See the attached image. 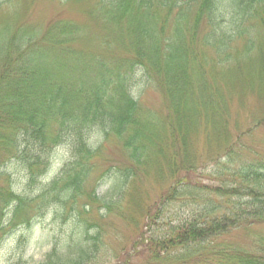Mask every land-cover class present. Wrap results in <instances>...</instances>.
Returning a JSON list of instances; mask_svg holds the SVG:
<instances>
[{
	"label": "trees",
	"instance_id": "16d2710c",
	"mask_svg": "<svg viewBox=\"0 0 264 264\" xmlns=\"http://www.w3.org/2000/svg\"><path fill=\"white\" fill-rule=\"evenodd\" d=\"M87 15L106 34L96 51L73 44L85 33L75 23L52 21L43 32L13 28L6 21L15 14L0 23V230L32 219L27 209L53 202L69 235L38 264H90L105 247L102 226L110 214L135 225L138 235L130 249L107 248L103 264H128L135 254L144 264H264V243L252 252L226 241L233 229L264 221V154L246 145L242 129L229 133L234 98L264 95V37L256 44L247 24L264 27V0H95ZM202 21L209 28L198 47ZM238 40L243 48L232 54ZM208 47L215 59H208ZM134 65L164 94L163 132L133 95ZM252 124L248 131L264 124V114ZM197 129L209 144L226 139L209 166L187 154ZM111 142L128 165H111ZM59 144L69 146L70 158L57 174L35 196L17 193L14 174L28 177V186L41 183ZM160 163L171 183L159 202L133 213V191L142 178L161 175ZM94 205L103 209L98 217ZM170 209L174 221L160 230Z\"/></svg>",
	"mask_w": 264,
	"mask_h": 264
},
{
	"label": "rangeland",
	"instance_id": "374dc122",
	"mask_svg": "<svg viewBox=\"0 0 264 264\" xmlns=\"http://www.w3.org/2000/svg\"><path fill=\"white\" fill-rule=\"evenodd\" d=\"M94 4L95 0H0V23L5 21L9 15L14 14L15 16L13 18H8V21H6L8 24L12 23L13 28L16 27L14 25L16 23V25H21L20 28L25 26L40 32H43L52 21L64 20L72 24L75 23L76 25L84 26V29H81L85 33L84 36L77 38L73 44L80 48L96 51L100 40L106 34L101 32L100 24L87 15L88 10ZM174 13L175 11L172 15ZM171 18L173 19V16ZM190 19L192 20V17ZM247 24L252 28V36L250 35V37L256 41V44L261 42V38L264 37V27H261V24L253 20ZM208 28L205 21L198 24L195 36V43L198 47L201 44L203 34ZM243 41L238 40L233 44L231 49L232 54L243 48ZM252 52L254 53L255 51ZM206 54L208 59H215L216 57L211 47L206 48ZM124 55H128V53L121 51V56ZM209 64L210 62L208 61L206 68L210 67ZM220 66L226 68L227 64L224 63ZM133 70L134 76L131 82L133 95L140 97V107L144 115H155L158 123L157 127L160 130L162 128L161 132H163V125L167 122V102L164 94L159 90L152 78L147 79L144 76L146 74L141 67L134 65ZM208 81L212 83L210 78H208ZM246 93L242 97V102L236 96L231 103L232 124L235 130L230 127L229 133L234 136L237 129H242V131L246 132L244 136L246 145H249V147L256 146L264 154V124L257 125L252 131H248V128L253 125V120H257V118H260L264 114V95L259 97L257 93L248 91ZM94 140L95 138H92V141ZM218 143L222 145L224 143L226 144V139L221 136L209 144L205 131L203 129H197L192 135V147L187 151L188 157H195V163L204 161L205 165L209 166L211 164L210 161H216V156L212 152H215L217 149H222L220 145H216ZM52 152V162L49 169H47L43 176L39 177L41 183L38 182L36 184L35 182L28 186V177L26 178L20 173L14 174L15 181L13 188L17 193L37 195L41 184L51 180L57 174L63 162L70 158L69 146L67 144L55 146ZM106 154L112 159H110L112 166H125L130 163L129 158L125 157L115 142H111V145L106 150ZM249 155V151L245 150L244 156ZM178 159L182 160V157L179 156ZM221 161H224V159L220 160L219 163ZM165 163L162 167L160 163V167L162 168L160 169V176H146L140 180L139 186L133 191L131 196L133 203L130 210L133 213H138L137 206L159 202L161 192L166 190L171 183L168 177L169 170L165 167ZM177 164H181L179 160ZM213 169L214 167L208 168L210 171ZM91 184L92 186L94 185L92 181ZM42 203L39 200L36 201L38 207ZM189 203V201L186 202V204ZM174 205L176 207H183V202H174ZM54 206V203L51 202L49 205L43 206L41 210L27 209L26 214L29 217L33 216L29 221L25 220L24 222V219H22L18 224L11 227L4 224V228L0 230V264H15L17 262L19 264H38L44 260L55 240L63 243L67 239L69 235L68 225L64 219H57L54 216ZM12 207L13 205L10 203L4 208L2 218L4 223L9 218ZM190 207L192 206L185 207L183 211H187ZM78 208L81 209L80 202L78 203ZM102 211L103 209L97 208L94 205L93 214L95 217H98ZM174 213L175 210L170 209V215H165L164 221L158 223L156 227H159L161 230L171 223L172 220L174 221ZM129 216L133 217L132 214ZM102 227V230L106 233V237L100 240V242L105 244V247L100 244L99 251L96 250L95 255L97 256L90 264H103L107 248L110 249L111 254L115 250H122L124 247L130 249L131 244L138 235V229L135 225L133 226L128 221H123L115 214H110L105 218ZM226 241L232 242L238 248L257 252L260 244L264 243V221L233 229L229 233ZM137 255L139 254L133 255L134 259L132 261L130 260L128 264H144L142 258L136 257Z\"/></svg>",
	"mask_w": 264,
	"mask_h": 264
}]
</instances>
